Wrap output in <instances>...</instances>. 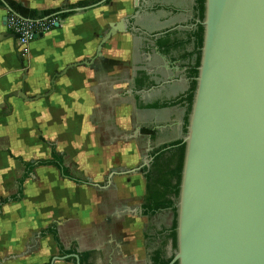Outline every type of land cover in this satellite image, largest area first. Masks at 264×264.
<instances>
[{"label": "crops", "instance_id": "1", "mask_svg": "<svg viewBox=\"0 0 264 264\" xmlns=\"http://www.w3.org/2000/svg\"><path fill=\"white\" fill-rule=\"evenodd\" d=\"M13 1L41 12L85 0ZM198 2L111 0L29 45L0 42V200H9L0 209V264L64 257L49 231L86 264L173 260L175 213L150 206L147 189L172 199L158 181L167 182L185 145ZM9 13L0 1V35L10 33ZM123 21L97 57L101 37ZM19 91L32 100L10 97ZM53 151L80 183L38 166L20 196L24 163Z\"/></svg>", "mask_w": 264, "mask_h": 264}, {"label": "water", "instance_id": "2", "mask_svg": "<svg viewBox=\"0 0 264 264\" xmlns=\"http://www.w3.org/2000/svg\"><path fill=\"white\" fill-rule=\"evenodd\" d=\"M107 1L60 13L85 12ZM202 24L176 202L177 251L169 264H264V0H205ZM125 26L115 24L101 37L97 57ZM6 37L16 38L5 33L0 42ZM13 96L32 100L22 91ZM68 258L81 264L77 254L51 264Z\"/></svg>", "mask_w": 264, "mask_h": 264}, {"label": "trees", "instance_id": "3", "mask_svg": "<svg viewBox=\"0 0 264 264\" xmlns=\"http://www.w3.org/2000/svg\"><path fill=\"white\" fill-rule=\"evenodd\" d=\"M5 2L6 5H8V7H10V9H12L14 11V13L20 15L21 17L25 18V19H30V20H40V19H44V18H48V17H54L53 19H57L59 22L65 20L67 17L75 14V12H69V13H60L63 10H73L76 8H85V7H90L94 4H97L99 2H102L103 0H85L82 2L77 3L76 5H69L65 8H61V9H51V10H45V11H37V10H31L29 8H26L25 6L13 1V0H3ZM111 2V0H108L106 2L105 5H108ZM200 6H201V14H203V20L205 18V0H199ZM203 32V36H201V33L198 34L197 36V47H198V60L196 63V66L193 68L192 70V78H193V83H192V87L190 90L189 95L186 98V104L188 107V111H187V121H186V128L189 125V118H190V114L192 111V107H193V101H194V95H195V91L197 88V82L196 79L199 75V70L198 68L200 67V63H201V48L203 47V40H204V28L202 29ZM187 131V129H186ZM184 157H185V145H183L181 151H180V156L177 160V164L176 166H174L173 169H171L169 171V174L167 176V182H162V181H158V185L160 187L163 188V194H164V198H167V196L172 197V199L170 200H165L163 201V197L159 198L156 195H150V188H148L147 190L149 191V197L147 198L148 203L151 205H153L154 209L158 210L161 208H171L173 210V212L175 213V216L177 218V207H176V202L179 198L180 195V186H181V180H182V172H183V166H184ZM24 166L26 168V173L23 176V178L19 181V186H20V190H19V195L22 196L23 195V184L26 178L29 177L30 173L32 172V170L35 167L38 166H54L56 167L60 173L62 174L63 177L72 180L76 183H80L79 180H77L76 178H74L73 176H71L69 170L64 166L63 164V157L61 155H59L58 153H56L55 151H53L52 153V159L51 160H42V161H38L37 163H24ZM148 181V178H147ZM150 181V180H149ZM152 191V190H151ZM15 200H19V198H13ZM9 202V200L6 199H1L0 200V209L3 205L7 204ZM176 228H177V220H175L174 223V238H175V242H176ZM50 234H52L54 236V239L56 241V243L58 244L59 248H60V252L63 256H67V255H71V252H67L65 250H63L62 246L60 245V241L59 238L57 236V233L54 231H49ZM80 261L81 264H86L87 262V255H81L80 256ZM69 261H72L71 259H69ZM162 264H169V263H162Z\"/></svg>", "mask_w": 264, "mask_h": 264}, {"label": "built area", "instance_id": "4", "mask_svg": "<svg viewBox=\"0 0 264 264\" xmlns=\"http://www.w3.org/2000/svg\"><path fill=\"white\" fill-rule=\"evenodd\" d=\"M57 19L47 21H34L21 18L15 14L9 13L6 21L7 30L14 34L21 44L29 45L38 36L44 35L56 27Z\"/></svg>", "mask_w": 264, "mask_h": 264}, {"label": "flooded vegetation", "instance_id": "5", "mask_svg": "<svg viewBox=\"0 0 264 264\" xmlns=\"http://www.w3.org/2000/svg\"><path fill=\"white\" fill-rule=\"evenodd\" d=\"M104 1V0H103ZM106 4V3H105ZM104 4V5H105ZM198 11H199V15H198V19L200 20L199 21V23L197 24V27H196V30H195V33H194V39L196 40V46H197V36H198V34H200L201 33V36H203V32H202V29L204 28V26H203V24H202V22L204 21L203 20V14H201V11H200V9H201V6H200V3L198 2ZM202 49V48H201ZM197 51H198V47H197ZM197 55H198V53H197ZM193 79V78H192ZM192 83H193V81H192Z\"/></svg>", "mask_w": 264, "mask_h": 264}, {"label": "rangeland", "instance_id": "6", "mask_svg": "<svg viewBox=\"0 0 264 264\" xmlns=\"http://www.w3.org/2000/svg\"><path fill=\"white\" fill-rule=\"evenodd\" d=\"M175 220H177L176 216H175ZM177 234V233H176ZM175 248L177 249V237H176V244H175Z\"/></svg>", "mask_w": 264, "mask_h": 264}]
</instances>
